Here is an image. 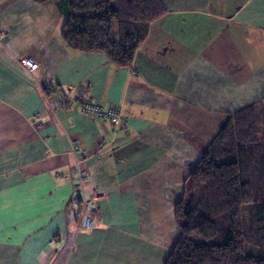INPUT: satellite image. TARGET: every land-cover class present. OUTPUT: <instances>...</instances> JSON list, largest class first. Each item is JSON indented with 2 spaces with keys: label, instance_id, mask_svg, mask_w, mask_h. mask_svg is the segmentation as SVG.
<instances>
[{
  "label": "crops",
  "instance_id": "obj_1",
  "mask_svg": "<svg viewBox=\"0 0 264 264\" xmlns=\"http://www.w3.org/2000/svg\"><path fill=\"white\" fill-rule=\"evenodd\" d=\"M162 2L131 66L116 67L65 45L52 2L0 0V264H164L189 173L264 99V0ZM68 86L119 108L120 125L48 107L45 93ZM73 141L95 222L78 233Z\"/></svg>",
  "mask_w": 264,
  "mask_h": 264
},
{
  "label": "trees",
  "instance_id": "obj_2",
  "mask_svg": "<svg viewBox=\"0 0 264 264\" xmlns=\"http://www.w3.org/2000/svg\"><path fill=\"white\" fill-rule=\"evenodd\" d=\"M52 2L60 37L77 52H102L130 67L162 0ZM185 181L174 219L180 236L164 264H264V99L239 109L207 146Z\"/></svg>",
  "mask_w": 264,
  "mask_h": 264
},
{
  "label": "built area",
  "instance_id": "obj_3",
  "mask_svg": "<svg viewBox=\"0 0 264 264\" xmlns=\"http://www.w3.org/2000/svg\"><path fill=\"white\" fill-rule=\"evenodd\" d=\"M21 64L29 72L34 71L38 67V62L34 61L31 57H26L20 60ZM72 86H68L66 89L57 93V96L45 93V100L48 107L52 110L60 108L64 110L77 109L82 116H88L95 119L102 118L109 121L112 128H116L122 121L120 110L117 107L105 108L104 105L95 102L90 98H85L79 95H72ZM71 152L76 155L73 169V176H75L74 188L75 196L70 210L74 214L75 219V232L90 231L95 226V222L91 212L87 209L88 199L84 198V181L85 177L81 170V162L87 157L86 153L80 152L78 142H72ZM100 196L96 189L91 190V196L89 199L95 201Z\"/></svg>",
  "mask_w": 264,
  "mask_h": 264
}]
</instances>
